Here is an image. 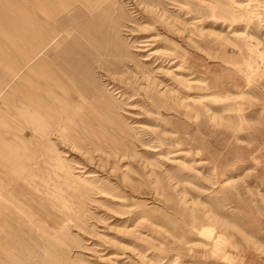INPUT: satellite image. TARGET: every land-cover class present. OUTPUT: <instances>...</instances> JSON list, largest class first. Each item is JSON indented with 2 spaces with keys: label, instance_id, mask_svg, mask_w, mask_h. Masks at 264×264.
Wrapping results in <instances>:
<instances>
[{
  "label": "rangeland",
  "instance_id": "374dc122",
  "mask_svg": "<svg viewBox=\"0 0 264 264\" xmlns=\"http://www.w3.org/2000/svg\"><path fill=\"white\" fill-rule=\"evenodd\" d=\"M4 51L0 264H264V0H0Z\"/></svg>",
  "mask_w": 264,
  "mask_h": 264
},
{
  "label": "crops",
  "instance_id": "0c3cea01",
  "mask_svg": "<svg viewBox=\"0 0 264 264\" xmlns=\"http://www.w3.org/2000/svg\"><path fill=\"white\" fill-rule=\"evenodd\" d=\"M2 23H5V24H6L7 22H2ZM1 38H2L3 41L9 43V40H8V39H5L4 37H1ZM3 54H6V57H2V56H0V57L4 60V59L7 58L8 56H7V53H6L5 51H4ZM0 55H1V53H0ZM2 59H1V61H2ZM1 61H0V62H1Z\"/></svg>",
  "mask_w": 264,
  "mask_h": 264
}]
</instances>
